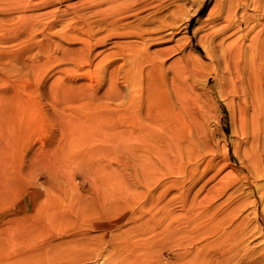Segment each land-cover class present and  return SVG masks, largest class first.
I'll use <instances>...</instances> for the list:
<instances>
[{"label":"rangeland","instance_id":"rangeland-1","mask_svg":"<svg viewBox=\"0 0 264 264\" xmlns=\"http://www.w3.org/2000/svg\"><path fill=\"white\" fill-rule=\"evenodd\" d=\"M135 1L0 0V264H264V1Z\"/></svg>","mask_w":264,"mask_h":264},{"label":"bare ground","instance_id":"bare-ground-1","mask_svg":"<svg viewBox=\"0 0 264 264\" xmlns=\"http://www.w3.org/2000/svg\"><path fill=\"white\" fill-rule=\"evenodd\" d=\"M263 1L264 0H210L206 5L205 2L202 1V3L200 2L201 4L195 10V13L200 12L199 15H203L210 11L213 6V24L209 30L212 39L213 49H208L211 52L206 53L207 55L216 59L218 63L227 64L230 70L232 71L234 77L241 84H243L248 79H251V74L249 71L251 66L249 64L250 60L247 58L248 56L246 54L247 49L242 45L240 41V32L242 30L241 26H244V24L249 25V23L254 18L249 13L250 8L258 10L261 7ZM202 9L203 11L201 12ZM172 18L173 21L169 25L171 27H175V24L181 22L184 19L190 21L192 19V16L189 13L185 17L180 15H174L172 16ZM146 63L144 62V66H147ZM149 63L148 65H150ZM193 63L195 66H203L202 61L200 60V58L197 57L193 58ZM154 65L155 63L152 62L151 67L148 66V69L146 67V72L148 74L151 73L152 69L154 68ZM139 66H142V62H139ZM142 71L144 72V68L142 69Z\"/></svg>","mask_w":264,"mask_h":264},{"label":"trees","instance_id":"trees-1","mask_svg":"<svg viewBox=\"0 0 264 264\" xmlns=\"http://www.w3.org/2000/svg\"><path fill=\"white\" fill-rule=\"evenodd\" d=\"M203 11V9L201 10V12ZM200 13V12H199ZM194 18H192V20H193Z\"/></svg>","mask_w":264,"mask_h":264}]
</instances>
